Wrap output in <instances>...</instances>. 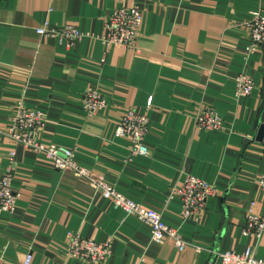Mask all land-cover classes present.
<instances>
[{
	"label": "crops",
	"instance_id": "0c3cea01",
	"mask_svg": "<svg viewBox=\"0 0 264 264\" xmlns=\"http://www.w3.org/2000/svg\"><path fill=\"white\" fill-rule=\"evenodd\" d=\"M122 6L143 11L136 49L95 38ZM252 11L264 15V0H0V129L19 101L43 110L44 142L74 149L80 165L204 248L180 252L170 241H153L147 224L86 180L0 134V176L12 164L20 193L15 211L0 214V264H21L29 253L32 264H90L66 255L71 232L110 243L103 264H221L218 252L249 246L264 259V235L243 232L253 201L264 213V47L247 52L243 23ZM45 21L73 23L95 37L67 47L36 33ZM241 73L255 88L237 97ZM93 87L109 108L90 116L83 99ZM205 107L219 113L224 129L197 127ZM127 109L148 114L146 156L130 158V139L114 136ZM188 174L216 188L198 221L183 219L180 198L169 197Z\"/></svg>",
	"mask_w": 264,
	"mask_h": 264
},
{
	"label": "built area",
	"instance_id": "2783aa9c",
	"mask_svg": "<svg viewBox=\"0 0 264 264\" xmlns=\"http://www.w3.org/2000/svg\"><path fill=\"white\" fill-rule=\"evenodd\" d=\"M143 19V11L139 6H122L117 7L107 17L105 32L97 37L90 33H84L73 23L53 25L49 21L38 26L36 33L55 39L67 47H73L84 37L92 36L102 41L108 48L121 45L136 49ZM243 24L250 32L251 37L247 52L253 53L264 47V15L262 12L252 11L250 17ZM235 81L237 97L250 95L255 88L253 80L246 74L237 75ZM148 104L150 105V101ZM83 106L90 116H95L108 110L109 101L98 87H93L85 93ZM195 122L197 127L203 131H219L225 127V121L212 107L200 110L196 115ZM46 123V113L43 110L29 107L23 101H19L6 127L0 129V134L10 138L18 145L42 154L56 169L69 171L86 180L100 196L109 200L115 208L121 209L127 215L135 216L147 224L151 229L153 241L158 243L170 241L180 252L188 247L195 248L196 252L204 250V248L186 240L178 229L166 224L161 212L131 200L115 185L107 181L102 174L80 165L75 159L74 149L44 142L41 135L46 128ZM148 132V114L135 109H127L116 125L114 136L130 139V158H132L148 155L149 149L145 143ZM259 142L264 147V140ZM10 155L13 160L16 152L11 151ZM13 179L14 167L11 164L0 176V214L13 213L16 209L20 193L13 189ZM259 188L264 194V173L259 176ZM214 195H216V188L212 183L188 174L181 184L171 190L169 197L170 199L175 196L180 198L183 219L198 221L206 210L208 200ZM256 206L257 203L253 201L246 215V226L243 232L244 235L261 239L264 235V213L257 212ZM111 253L110 243L84 238L77 232L69 234L66 255L70 258L84 263L103 264L111 256ZM217 257L221 264H264V259L257 258L250 246L244 253L225 250L218 252ZM32 261L33 255L29 253L21 264H32Z\"/></svg>",
	"mask_w": 264,
	"mask_h": 264
}]
</instances>
